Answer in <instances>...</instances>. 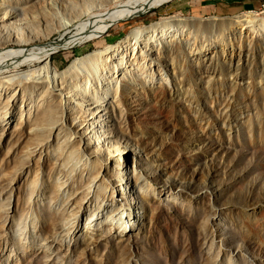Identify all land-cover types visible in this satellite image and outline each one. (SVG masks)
I'll list each match as a JSON object with an SVG mask.
<instances>
[{"label":"bare ground","instance_id":"6f19581e","mask_svg":"<svg viewBox=\"0 0 264 264\" xmlns=\"http://www.w3.org/2000/svg\"><path fill=\"white\" fill-rule=\"evenodd\" d=\"M168 1L171 0H0V20L3 19L0 21V140L11 128L20 133L18 138L26 130L29 135L24 144L18 145L19 153L4 157L0 165V179L4 182L0 202L9 201L5 196L23 175L25 184L16 188V202L34 204L40 194L45 202L41 214L32 204L34 208L28 205L24 210L20 235L27 234L28 244L21 247L22 264H43L46 260L41 261L42 247L47 250L52 247L55 255L61 253L64 247H69V242L60 245L61 239L79 229L83 230L82 237L74 235V242L84 246L90 239L95 243L93 249L102 243L96 241V229L103 226L106 232L120 238L118 244L124 240L138 214L129 203L116 202L117 189L111 184V173L124 184L121 188L124 195L130 194L129 199H133V187L150 198L161 197V192L166 200L179 198L169 188L156 190L140 173L135 161L130 160L129 149L105 139V114L111 112L119 123L128 118L123 100L130 85L156 84L153 87L156 90L147 93L153 106L157 109L161 103H167L177 120L179 117L185 120L189 112L195 113L196 120L204 117L203 99L208 98L213 104L221 96L214 89L219 84L215 76L222 75L219 78L228 87L242 85L240 77L225 78L224 71L231 69L230 57L224 70L215 69L214 61L223 58L225 51L222 54L213 49L202 54L198 45H194L189 50L182 49L179 53L182 55L172 57V48L166 46L164 39L171 34L172 26L192 27L195 32L207 28L224 31L231 22L249 29L255 26L257 29L258 25V31H264V16L256 17L252 13L217 22L215 27L213 22L201 23L192 18H161L148 27L131 30L116 44L74 59L61 71L51 64V54L56 50L102 37L121 20L137 17ZM154 51L162 58H156ZM173 51L172 54L176 52ZM247 86L264 95V85ZM168 88L173 92L170 99H165ZM178 101L188 106L180 111L176 108ZM259 114L256 110L254 115H245L243 121L248 124ZM261 124L259 121L258 127ZM78 127L85 135L79 134ZM99 145L105 147L109 157L96 153ZM49 164L51 176L49 183L43 185L44 170ZM35 221L38 243L31 237ZM34 243L38 245L33 247Z\"/></svg>","mask_w":264,"mask_h":264},{"label":"rangeland","instance_id":"374dc122","mask_svg":"<svg viewBox=\"0 0 264 264\" xmlns=\"http://www.w3.org/2000/svg\"><path fill=\"white\" fill-rule=\"evenodd\" d=\"M247 13L263 17L264 0H171L137 17L121 20L102 37L56 50L51 54V64L61 71L74 59L116 44L131 30L148 27L161 18H192L201 23L213 22L215 27L217 22L232 21ZM172 28L164 39L166 46L172 48V57L182 55L179 54L182 49L189 50L194 45H198L202 54L213 49L222 54L225 51L223 58L213 60L215 69L226 68L231 58V69L224 71L225 78L240 77L242 85L228 87L226 81L219 78L222 75L215 76L219 84L214 89L221 96L216 97L213 104L208 98L203 99L201 120H196L194 112H189L185 120L180 117L177 120L167 103L155 109L147 93L152 92L156 84L130 85L123 100L127 120L119 123L109 112L104 116L103 131L111 144L129 149L130 160L135 161L140 173L156 190L169 188L178 193L180 199L166 200L163 192L159 198L142 196V191L136 187L131 188L133 199H129L128 188V194L124 195L121 188L124 184L111 173V184L117 189L116 202L129 203L139 221L135 216L134 226L119 242L121 245L117 243L120 238L106 232L104 226L96 229V241L102 243L94 249L95 243L90 239L84 246L74 242V235L82 237L83 230L70 232L66 239H61L60 245L69 242L63 254L55 255L52 247V250L48 248L50 251L42 247L41 261H47L43 264L53 261V264H264V95L247 86L249 83L264 85V31H258V25L257 29L256 26L249 29L231 22L224 31ZM154 55L162 58L156 51ZM180 68L185 76L183 67ZM172 92L173 89L168 88L165 99H170ZM245 94H249L248 97ZM187 106L176 103L180 111ZM256 110L260 112L258 117L254 116L248 124L243 121L245 115H254ZM77 131L85 135L80 127ZM19 136L13 128L4 133L0 140V165L4 157L19 153L18 145L29 139L27 130ZM96 149L101 157H109L104 146ZM51 172L49 164L44 170L43 185L49 183ZM25 178L23 175L11 185L5 196L8 202H0V264H22L21 247L28 244L27 234L25 237L20 234H23L24 210L32 202H16V188L25 184ZM3 185L0 179V199ZM36 200L32 205L37 208L31 206L40 213V208L45 206L43 194ZM37 225L31 232L34 242H37Z\"/></svg>","mask_w":264,"mask_h":264}]
</instances>
